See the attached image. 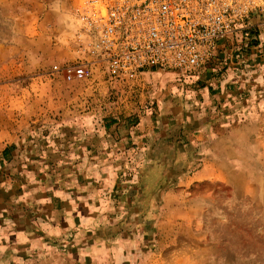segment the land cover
<instances>
[{
    "label": "rangeland",
    "instance_id": "374dc122",
    "mask_svg": "<svg viewBox=\"0 0 264 264\" xmlns=\"http://www.w3.org/2000/svg\"><path fill=\"white\" fill-rule=\"evenodd\" d=\"M80 2L0 0V187H12L0 208L33 213L16 199L31 178L75 190L78 249L101 218L109 257L73 255L65 239L16 264H264V0H243L239 29L195 72L67 81Z\"/></svg>",
    "mask_w": 264,
    "mask_h": 264
},
{
    "label": "built area",
    "instance_id": "2783aa9c",
    "mask_svg": "<svg viewBox=\"0 0 264 264\" xmlns=\"http://www.w3.org/2000/svg\"><path fill=\"white\" fill-rule=\"evenodd\" d=\"M249 11L243 0H81L76 60L64 78H140L151 70L192 73L214 57Z\"/></svg>",
    "mask_w": 264,
    "mask_h": 264
},
{
    "label": "crops",
    "instance_id": "0c3cea01",
    "mask_svg": "<svg viewBox=\"0 0 264 264\" xmlns=\"http://www.w3.org/2000/svg\"><path fill=\"white\" fill-rule=\"evenodd\" d=\"M9 149L10 147H4L3 149V154L7 158L8 165L11 164L14 158H11V155H9ZM32 171L34 169L17 167L15 171H12V174L16 173L15 177L21 176L22 173L25 174L26 172L30 175ZM11 178L14 179V177ZM28 178H16L15 180L19 181L21 188L23 183L28 181ZM2 184L0 188L5 192H7L5 190L7 188L12 189L11 185L6 186L7 183ZM11 184L12 186H16L13 183ZM47 184L51 187L53 185L56 186L55 183L49 180H47ZM41 185H45V183L38 180V178L36 180L31 178L30 183L27 184V187H23L20 193L16 189L18 193L16 199H18V202L20 199L22 201L28 200V205L36 207L33 213L31 209L26 211L30 212L29 216L14 218L12 214H5L7 206L10 203L2 205L0 208V212L1 209L3 211V215L0 216V261L4 262L11 258L12 261L15 259L13 263L16 264L20 259H24V255L28 251L34 254V249L36 248L51 246L56 248L59 245L58 242H63L65 239H67L65 243H68L67 246L70 248L69 252L74 253L73 255H80L82 253L86 255V258H91V260L96 256L109 257V235L97 236L96 233L98 230H101V226H98L102 222L101 218L94 219V217H90L88 219L90 223L94 222L95 226H84L86 230L89 229L93 232L89 233L90 236L87 239L89 243L84 246V249H78L76 241L78 240V236L81 238V235L78 234L82 232V223L86 219L84 215L86 211L82 209L81 200L77 199L78 203H76V198L79 197L75 193V190L67 188L68 195H71L73 198L69 200L63 198L66 196L62 191H58L57 188L41 191L39 189ZM29 194L31 195L30 198L28 197Z\"/></svg>",
    "mask_w": 264,
    "mask_h": 264
},
{
    "label": "trees",
    "instance_id": "16d2710c",
    "mask_svg": "<svg viewBox=\"0 0 264 264\" xmlns=\"http://www.w3.org/2000/svg\"><path fill=\"white\" fill-rule=\"evenodd\" d=\"M151 72H157L156 70H151Z\"/></svg>",
    "mask_w": 264,
    "mask_h": 264
}]
</instances>
